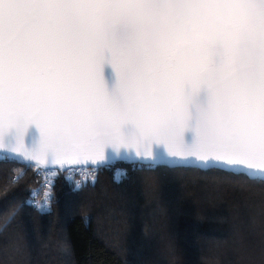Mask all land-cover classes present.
<instances>
[{
	"label": "snow or ice",
	"instance_id": "6c2138e0",
	"mask_svg": "<svg viewBox=\"0 0 264 264\" xmlns=\"http://www.w3.org/2000/svg\"><path fill=\"white\" fill-rule=\"evenodd\" d=\"M30 130L39 163L162 146L264 181V0H0V157Z\"/></svg>",
	"mask_w": 264,
	"mask_h": 264
},
{
	"label": "trees",
	"instance_id": "16d2710c",
	"mask_svg": "<svg viewBox=\"0 0 264 264\" xmlns=\"http://www.w3.org/2000/svg\"><path fill=\"white\" fill-rule=\"evenodd\" d=\"M27 165L0 157V264H264L262 180L116 162L125 173L104 167L85 187L58 179L42 211Z\"/></svg>",
	"mask_w": 264,
	"mask_h": 264
},
{
	"label": "water",
	"instance_id": "95a60500",
	"mask_svg": "<svg viewBox=\"0 0 264 264\" xmlns=\"http://www.w3.org/2000/svg\"><path fill=\"white\" fill-rule=\"evenodd\" d=\"M34 130H30L27 136L25 137L23 143L27 144V149L24 147H20L17 151H13L14 148H16L15 145H9L5 144V147L3 151L7 153L8 156H17L18 159L16 161L20 162L23 161L25 164H33L37 165L42 168H57L60 170H65L70 167H75L79 165H85V166H97L96 163L93 162H79L76 164L72 165H65L64 167H61L58 164H53L51 161V158H48L47 163H39L36 159H31V155L33 154V149H32V134ZM153 153L156 157L163 156L164 160L153 164V165H164L168 167H178V166H183V167H194V168H199V169H209V168H204L200 167L199 165H202L205 163V161H202L196 156H191V155H185V156H171L168 154V152L162 147V146H155L153 148ZM106 155L108 157L113 158L111 163H116V162H128L132 164H136L135 161L141 160V159H151V157H143V156H137L134 150H128V149H120L119 152H114L111 148L107 149ZM166 161H174V163H166ZM107 163V161H105ZM139 164V163H138ZM147 165V164H146ZM236 174V173H235Z\"/></svg>",
	"mask_w": 264,
	"mask_h": 264
},
{
	"label": "built area",
	"instance_id": "2783aa9c",
	"mask_svg": "<svg viewBox=\"0 0 264 264\" xmlns=\"http://www.w3.org/2000/svg\"><path fill=\"white\" fill-rule=\"evenodd\" d=\"M29 165V164H28ZM32 165V169L34 170V174L37 178L36 186L31 190L27 203L35 209H40L39 204L42 202H46L49 199V196L52 195V186L49 183L47 186L41 187V183L45 180L51 181L58 179H64L73 189H78L76 186V182H80L81 187H85L89 184H92L96 179L98 173L104 168H99L98 171H89V169H97V166H85L79 165L75 167H70L65 170H60L57 168H50L52 171L49 172V168H42L37 165ZM107 166H110L109 164ZM106 166V167H107ZM111 172L115 176H119L125 173V166L122 165H114L110 166ZM36 192V195L33 196L32 193Z\"/></svg>",
	"mask_w": 264,
	"mask_h": 264
}]
</instances>
